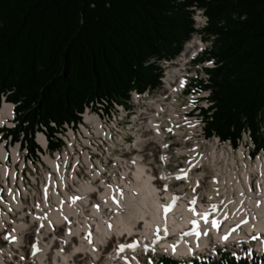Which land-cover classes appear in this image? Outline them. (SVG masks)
<instances>
[{
  "label": "bare ground",
  "instance_id": "obj_1",
  "mask_svg": "<svg viewBox=\"0 0 264 264\" xmlns=\"http://www.w3.org/2000/svg\"><path fill=\"white\" fill-rule=\"evenodd\" d=\"M192 9L191 43L174 59H162L161 87L131 90L127 104L115 100L112 107H105V115H112L113 121L109 134L93 147V161H68L67 154L62 161L73 172L87 171V180L70 176L42 203L35 202V188L46 181L47 168L58 163V155L48 147L49 138L45 143L43 134L39 135L47 148L44 156L27 160L26 177L17 179V186H23L21 198L14 200L12 212L0 214V236L10 241L8 250H0V264H141L135 251L141 248L173 250L179 257L200 250L211 254L218 245L245 243L255 235L259 236L251 248L260 253L258 248L264 245V158L248 164L249 169L240 162L238 170L227 160L228 150H217L216 143H211V151L192 157L208 171L195 172L198 162L194 159L187 163H194L193 167L186 164L179 170L180 163L171 162L173 139L196 140L193 154L203 143L192 126H196L197 98H204L205 86L211 82L209 69L215 67L214 59L200 60L216 37L210 34L214 39L208 40L209 35L206 40L200 35L205 34L209 17L205 8ZM11 110L8 104L0 108V126L12 116ZM78 116L76 121H80ZM98 121L100 112L86 115V122ZM62 129H71V122ZM131 137L133 143L128 142ZM50 139L62 144L63 131ZM245 152L238 155L246 157ZM111 162L122 164L114 167L113 175ZM174 180L180 184H173ZM6 182H12V175L0 174V183ZM133 243L137 249H129ZM121 244L126 254L118 249Z\"/></svg>",
  "mask_w": 264,
  "mask_h": 264
},
{
  "label": "trees",
  "instance_id": "obj_2",
  "mask_svg": "<svg viewBox=\"0 0 264 264\" xmlns=\"http://www.w3.org/2000/svg\"><path fill=\"white\" fill-rule=\"evenodd\" d=\"M193 6L205 8V30L216 36L200 57L216 62L205 86L214 102L206 133L236 144L250 130L263 147L264 0H0V100L17 104L7 135L24 134L34 153V131L44 126L54 149L51 122L79 119L95 98L127 102L132 89L156 86V60L176 55L194 30ZM193 264L262 262L223 251Z\"/></svg>",
  "mask_w": 264,
  "mask_h": 264
},
{
  "label": "built area",
  "instance_id": "obj_3",
  "mask_svg": "<svg viewBox=\"0 0 264 264\" xmlns=\"http://www.w3.org/2000/svg\"><path fill=\"white\" fill-rule=\"evenodd\" d=\"M197 26L199 27V24H197ZM178 70H180V68H178ZM178 77H180V72ZM208 84H210V82H208ZM211 93L212 90L208 88L204 98H197L196 126H192V128L196 130V136H202L203 140H209V137H212V139H215L214 141L217 143L222 141L217 134L213 133L211 136H207L206 133L207 122L209 119H212L213 114V109H211V107L213 106L214 102L211 100ZM113 102H115V100L110 97H100L90 101L85 105L83 111L79 112L80 121H71V129L60 130L63 131V141L62 144H60L61 148H56L58 149L56 150V155H58V163H56L54 166L51 165V168H47L46 181L39 182L35 188L37 189V199L35 202L42 203L44 200L49 201L52 191L61 187V182L65 181V179L69 178L70 176L81 175V178H85V180H87V171L85 173L73 172V168H65V166L62 164V161L65 154L69 156L68 161H75L77 158H88V161H93V147L96 143H100V140L103 139V137L109 134V127L111 126L113 120L112 115H105V107H112ZM1 103L2 106L4 104L10 105L12 109L11 112L14 114L16 103L6 102L5 95L2 96ZM153 105L154 104L150 106L153 107ZM91 111L100 112V121L86 122V115H89V112ZM7 119L8 120L2 123V126L9 127V124H15L13 116ZM97 123L100 125H97ZM44 129L46 128L44 127ZM6 133V130L0 131V160H4V167H0V174L12 175V182L0 183V214L2 212L3 214L12 212L14 200L21 198L23 186H17V179L26 177L28 168L27 160L38 159V156L43 155V151L47 149L46 144H42L40 141H38L41 149L37 148L34 154H30L27 149V143L23 141L24 134H22L21 139L17 141L12 135L7 136ZM41 133L43 134L46 143L48 139V136L46 135L47 133ZM247 136L249 139H246ZM244 139H246L245 142L247 144V146L245 145L247 148V156L245 158L249 159V153H251L249 147L251 143L253 144L254 142L248 130H244L242 132V136L240 139H238V142L242 143ZM226 141L231 143V140L229 139ZM230 146L232 145L230 144ZM259 159L260 158L257 160ZM114 167H122V164H115V162L110 163L109 172H111L112 175L114 174ZM109 172L107 179L110 178ZM73 191L74 190H70V193H73ZM62 199L65 200V197ZM7 204H9L10 207H8ZM0 237H2L0 250H8L10 241L5 242L3 240V235Z\"/></svg>",
  "mask_w": 264,
  "mask_h": 264
},
{
  "label": "rangeland",
  "instance_id": "obj_4",
  "mask_svg": "<svg viewBox=\"0 0 264 264\" xmlns=\"http://www.w3.org/2000/svg\"><path fill=\"white\" fill-rule=\"evenodd\" d=\"M194 5V4H193ZM201 7V6H200ZM202 8H204V7H202ZM189 9H190V7H189ZM191 11V10H190ZM192 22H193V20H192ZM193 24V23H192ZM193 32H194V30H193ZM197 35V34H196ZM200 35L201 36H203V38L204 39H206L207 38V36H209L210 34L205 30V34L204 33H200ZM193 36V34H192V32H190V34H189V37L184 41V43H183V46H182V49L176 54V55H174V56H172V57H166V58H164V59H174V57L175 56H177V55H179L180 53H181V51L184 49V47H186V45L187 44H189V43H191V37ZM214 37L215 36H213V35H210L209 36V38H208V40H210V39H214ZM207 40V39H206ZM190 41V42H189ZM187 43V44H186ZM209 59V58H208ZM203 60H206V59H202V61ZM213 60V59H212ZM153 60H151V61H149V63L150 62H152ZM155 61V60H154ZM156 63H158L159 65H160V76H159V83L156 85V86H152V87H150V88H148L149 90H151V91H157V89L159 88V87H161V85H162V83H163V81H162V77H163V73H164V68H161L162 67V65H164V63H163V60L162 59H160V60H156ZM202 70V69H201ZM132 90H134V89H132ZM147 90V89H146ZM100 98V97H99ZM111 98V97H110ZM95 99H97V98H95ZM112 99H114V98H112ZM1 100H2V96H1ZM1 100H0V108L2 107V103H1ZM114 100H116V99H114ZM129 100V99H128ZM117 102H120V101H118V100H116ZM8 102V101H7ZM120 103H125V104H127V102H120ZM17 105V104H16ZM133 112V111H132ZM77 120V119H76ZM76 120H71V121H76ZM71 121H66V122H64V124H62L61 126H58V124H56L55 122H51V125L55 128V130H54V132H53V135L55 134V133H59L60 132V130L64 127V125L66 124V123H70ZM15 123H17V119H15ZM54 124H55V126H54ZM13 124L11 123V124H9V126H12ZM63 126V127H62ZM0 128H1V126H0ZM43 128V129H42ZM41 129H36L34 132V138H35V141H36V143H37V148H40V145H39V143H38V141L40 140V137L38 136V135H40V134H42L41 132H43V133H47V131L46 130H48L46 127V129H44V126L42 127ZM260 133H261V137L262 138H264V123L261 125V130H260ZM10 135V134H9ZM9 135H7V136H9ZM47 135V134H46ZM30 136H31V134H30ZM48 136V135H47ZM211 136V135H210ZM49 138V137H48ZM210 139L209 140H207V139H205V140H200L201 142H203L202 144H199L200 145V148L199 149H197L195 152V154H193V152H192V149L194 148V143H196V140H193V139H188L187 141H180V140H182L181 138H179L178 140H175V139H173L174 140V142L173 143H171L170 145V152H171V154H172V156H171V162L173 163V164H179L180 163V167L178 168V170L179 169H181V168H183L184 167V165H186L187 163H189L190 161H193V159H192V157H195V156H197V157H200V155H201V152L202 151H204L205 150V152L206 151H211L212 149L211 148H213L214 146H212L211 145V143H216L214 140L215 139H212V137H209ZM185 139V138H184ZM246 139H249L248 138V136H247V138ZM246 139H244V141L242 142V143H239L238 141H237V143L236 144H233L232 142L230 143V142H227L226 140H228V139H226V140H222V141H220V142H217L215 145L217 146L216 147V149L217 150H223V151H225V153H226V151H227V153L226 154H229V158L227 159L228 161H233L234 163H235V168L236 169H238V170H240V168H241V164H240V162H243L244 164V167H246V168H248V166L251 164V165H253V164H255L254 162H256V160L258 159V158H260V159H262V157L264 158V146L263 147H261L260 149H255V143H251V145H250V147H249V149L251 150V153H249V156H250V158L249 159H246L245 157H243V156H239L238 154L239 153H241L242 151H246L247 150V148H246V146H247V144H246V142H245V140ZM19 139H17V141H18ZM131 140V141H130ZM128 142H132L133 143V137H131V139H130ZM230 140V139H229ZM225 141V142H224ZM254 142V141H253ZM181 143V144H180ZM230 144L232 145V146H230ZM246 145V146H245ZM196 147V146H195ZM242 147V148H241ZM36 148V149H37ZM56 148H61V146L59 145V146H57ZM56 148H54V149H52L51 150V152L52 151H56V150H58V149H56ZM27 149H28V152L30 153V154H34L35 152H36V149H35V151H34V153H32L30 150H29V148H28V146H27ZM41 149V148H40ZM242 149H244V150H242ZM177 150H182L183 152H184V154H180V155H177V156H175V154L174 153H176V151ZM185 150H188V151H185ZM262 151V152H261ZM191 152V153H190ZM204 153V152H203ZM263 153V154H262ZM242 154V153H241ZM259 154V155H258ZM209 154H207V156H208ZM245 156H247L246 155V152H245V154H244ZM257 155V156H256ZM44 156V155H43ZM174 159H173V158ZM258 157V158H257ZM45 158V157H44ZM234 158V159H233ZM173 159V160H172ZM197 159L198 158H196V159H194V161L195 162H198L197 164L198 165H196L195 167V172H202V171H208V169L205 167V166H203V164L202 163H199L200 161H197ZM176 161V162H175ZM223 161V159H221V161H220V163ZM175 162V163H174ZM27 164H28V162H27ZM193 164L194 163H190V164H187V166H189V167H193ZM249 164V165H248ZM198 168V169H197ZM257 177L255 176L254 178H253V180H255ZM180 181H178V180H174V183L173 184H180L179 183ZM183 181H181V183H182ZM184 183V182H183ZM191 189V188H190ZM191 191H193V189L191 190ZM230 247H233L232 245H230ZM233 249H235V251H237L238 250V247L237 246H235V247H233ZM221 250V249H220ZM215 254V252L214 253H212V254H205L204 253V255H203V257H204V259H208L207 257H209V256H211V255H214ZM142 257V261H143V264H150L149 262L150 261H148L149 260V257H148V255H146V254H144V255H142L141 256ZM154 257L153 256H150V260L152 261V262H154L155 264L157 263L156 261V259H153ZM146 259H147V261H146ZM145 261V262H144ZM188 264H190V263H188Z\"/></svg>",
  "mask_w": 264,
  "mask_h": 264
},
{
  "label": "snow or ice",
  "instance_id": "obj_5",
  "mask_svg": "<svg viewBox=\"0 0 264 264\" xmlns=\"http://www.w3.org/2000/svg\"><path fill=\"white\" fill-rule=\"evenodd\" d=\"M13 239H15V238H13ZM225 239H226V237H225Z\"/></svg>",
  "mask_w": 264,
  "mask_h": 264
}]
</instances>
